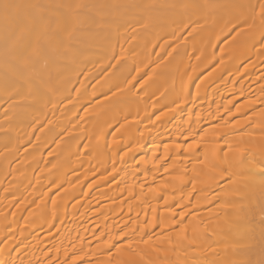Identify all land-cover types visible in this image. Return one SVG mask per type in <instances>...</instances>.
<instances>
[{
    "label": "bare ground",
    "instance_id": "bare-ground-1",
    "mask_svg": "<svg viewBox=\"0 0 264 264\" xmlns=\"http://www.w3.org/2000/svg\"><path fill=\"white\" fill-rule=\"evenodd\" d=\"M262 168L264 0H0V264H264Z\"/></svg>",
    "mask_w": 264,
    "mask_h": 264
},
{
    "label": "rangeland",
    "instance_id": "rangeland-1",
    "mask_svg": "<svg viewBox=\"0 0 264 264\" xmlns=\"http://www.w3.org/2000/svg\"><path fill=\"white\" fill-rule=\"evenodd\" d=\"M254 44V43H253ZM202 65V64H201ZM201 65H199L198 67H197V69L201 66ZM196 69V70H197ZM131 211H133V212H135V210H133V209H130V212ZM125 212H122L121 214H124ZM131 218V216L127 219V220H129ZM125 224V223H124ZM120 225H122V224H120ZM119 225V226H120ZM123 227H121V229H122ZM126 228H128V227H125L122 231H125L126 232V236H128V235H131L132 234V231L134 230V229H132L131 227L129 228V229H126ZM122 231H120V232H122ZM124 240H122L121 242H123ZM75 264H85V263H83V262H78V263H75Z\"/></svg>",
    "mask_w": 264,
    "mask_h": 264
},
{
    "label": "snow or ice",
    "instance_id": "snow-or-ice-1",
    "mask_svg": "<svg viewBox=\"0 0 264 264\" xmlns=\"http://www.w3.org/2000/svg\"><path fill=\"white\" fill-rule=\"evenodd\" d=\"M261 171H264V168L261 169ZM123 239H126V237H124ZM115 246V245H114ZM130 246V245H129Z\"/></svg>",
    "mask_w": 264,
    "mask_h": 264
}]
</instances>
